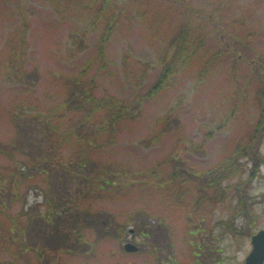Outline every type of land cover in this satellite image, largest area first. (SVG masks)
<instances>
[{
  "label": "trees",
  "instance_id": "16d2710c",
  "mask_svg": "<svg viewBox=\"0 0 264 264\" xmlns=\"http://www.w3.org/2000/svg\"><path fill=\"white\" fill-rule=\"evenodd\" d=\"M12 1L0 0L3 4ZM27 1L17 2L21 18L4 43L0 58L3 79L16 91L15 98L2 111L3 116L10 119L16 136L7 141L0 139V155L12 161L6 173L3 172L4 176L0 177V215H4L0 224V253L3 254L0 255V264H19L20 258L26 256L33 257L36 264H63L65 259L69 261L74 255L86 258L94 252L95 244L104 238L121 243L128 223L136 226V234L141 237L137 244L139 252L127 253L121 244L120 252L128 255L148 253L150 264H171L172 249L166 257L160 254L173 245V231L168 228L170 219L167 215L156 216L149 210L148 217H145L143 213L147 210L143 208L140 214L126 222L120 223L118 219L107 222L104 217L102 219L107 223L102 221L99 224L95 221L98 220L96 215L90 214L95 202L93 195L118 186L127 193H148L153 189V196L148 193L152 199L158 200L160 196L158 204L170 206L188 225L190 221L197 222L193 216L192 219L190 217L194 215L192 210L198 208L195 204L189 208L190 212L182 214L187 207L186 198L192 192L201 193L209 200L206 195L208 188L217 187L219 177L228 181L247 167L251 177L258 172L264 163L261 150L264 141V56L254 58L250 55L253 51L252 33L240 27L230 31V27H237L235 24L242 19L235 14L229 15L232 0H216L211 12L197 9L191 4L192 0H42L53 14L51 22L64 21L68 25L66 54L76 56L87 53L90 49L87 41L91 36L97 37L87 68L71 76L61 74L64 95L60 102L52 105L35 92L38 78H35V73L29 74L30 81L27 78L31 49L28 41L30 20L24 14ZM136 25L152 33L151 46L155 50L154 56L158 55L157 66L138 59L127 45L121 50V77L137 89L150 79L151 73L158 74L156 81L151 82L147 92L137 90L131 100L111 93L98 94L95 89L97 77L113 64L109 58L112 39L117 34L128 39L131 27ZM225 61L229 83L235 87L229 114H225L205 134L208 137L216 129L225 128L226 122H231L239 107L245 104L251 109L253 122L249 125L248 137L238 141L231 153L204 172V179L194 177L200 175L194 166L177 155L160 162L170 169L168 176L163 177L152 171L147 173L150 177L144 174L138 178V172L133 175L123 171L119 165L103 162L100 154L114 151L126 127L138 122L147 101L160 95L186 67L194 69L193 75L200 82L215 74ZM131 65L133 70L129 71ZM158 67L160 70L157 73ZM237 68H240L239 71L244 68L241 82L235 79ZM128 73H133L132 80ZM249 93L251 95L247 97ZM173 108L162 116L165 121ZM33 128L40 129L41 139L48 145V151L41 149L38 157L32 144L22 150L16 144L21 129ZM165 131L163 127L141 138L139 144L132 142L129 147L136 151L141 144L142 148H149L161 141ZM205 139L199 142L188 139L185 151L190 153L203 148ZM18 153L22 158L17 157ZM221 170L227 171L226 177L212 172L220 173ZM56 172L59 177H64L65 187L61 189L56 188V180L55 183L53 179L49 182ZM34 177H41L40 182L26 183ZM78 180H81L80 183ZM205 183L208 185L204 186ZM20 185L41 188L46 200L43 208L34 213L35 207L23 205L20 212L8 211L22 199L18 191ZM52 185L55 189H51ZM51 193L54 197H50ZM242 193L245 195V192ZM239 200L238 207L245 210L242 196ZM89 229H95L104 238L95 233L90 240L87 236ZM199 249H195L196 256Z\"/></svg>",
  "mask_w": 264,
  "mask_h": 264
},
{
  "label": "rangeland",
  "instance_id": "374dc122",
  "mask_svg": "<svg viewBox=\"0 0 264 264\" xmlns=\"http://www.w3.org/2000/svg\"><path fill=\"white\" fill-rule=\"evenodd\" d=\"M18 1L13 0L8 4L0 2V58L3 56L4 43L17 27L18 20L21 18ZM215 2L216 0H192L191 4L193 3L197 9L204 8L206 11L211 12L214 9ZM229 9L232 11L229 15L235 14L236 17L240 16L239 18H242L240 22L235 24L237 27H230V31H234L239 27L249 30L252 33L251 45L253 49L250 55L254 58L263 57L264 0H232ZM24 12L30 20L28 41L31 44V49L26 69L28 72L27 78L30 81L29 74L35 73V78L38 77L36 78L35 92L39 98H45L49 104L54 105L62 100L65 91L61 74L71 76L87 68L97 37L96 35L91 36L87 41L90 45L87 53L82 52L76 56L68 55L65 49V41L68 39L67 35L69 34L67 23L64 21L63 23L51 22L53 14L50 7L44 5L42 0H28ZM212 17L213 19L216 18V16ZM240 23L243 25H240ZM131 29L128 39L125 37L124 39L120 34L112 39L109 58L112 59L113 64L111 63L97 77L95 89L98 94L111 93L131 100L137 90L147 92L152 84L151 82L156 81L158 74L151 73L150 79L137 89L134 85L124 82L121 77L119 69L121 50L127 45L132 54L136 55L138 59L152 62L155 67L158 62V55L154 56L155 50L151 46L153 42L152 33L143 27H139V25L131 27ZM226 63L227 61L222 63L216 73L212 74L209 79L200 82H197L193 75L194 69L186 67L160 95L147 101L142 113L139 114L138 122L136 125L126 127L118 138V144L114 147V151L100 154L103 162L119 165L126 173L129 172L134 175L138 172V175H136L138 178L144 174L148 178L151 175H147V173L152 171L163 177L168 176L170 169L165 164H160V162L172 155H177L180 159L186 158L185 160L194 166L195 171L197 170L196 172L200 174L194 177L204 179V172L231 153L238 141L246 138V136L248 137L249 125L253 122L251 109L248 104H245L239 107L235 113L236 117L231 122H226L225 128L216 129L213 135L208 137L205 134L207 130L214 128L225 114H229L232 102L231 95L235 87L232 83H229L228 75L225 72ZM132 68L131 65L128 68L129 71H132ZM159 68H156L157 73L160 70ZM34 69L36 71H32ZM239 70L240 68H237L235 71V79L241 82L244 68H241V71ZM2 73L3 71L0 69V115L2 116L0 117V139L7 141L16 134L13 131L14 128L10 119L3 116L2 111L11 102L10 100L15 98L16 91L9 83L4 81ZM128 74L132 80L133 73ZM250 95L251 93L247 97ZM172 107H174L173 112L170 114L169 119L165 121L162 116L167 114ZM159 117L161 118L159 119ZM163 127L166 128V131L160 142L149 148H142L141 144L137 151L129 147L132 142L139 144L138 141L141 138H146ZM21 130L19 141L16 142L18 149H27L32 144L37 157L41 149H44L45 152L48 151L47 142L41 139L40 129ZM203 138H206V144L203 148L190 153L185 151V142L188 139L199 142ZM261 150L264 157V141ZM21 156L18 153L17 157L22 158ZM187 156L190 157L187 158ZM11 165L12 161L7 156L0 155V177L4 176L3 172L6 173V168ZM248 169L249 167L242 173L238 172L237 175L230 177L228 181L219 177L220 184L217 187L208 188L206 195L209 200L201 196V193L192 192L186 198L187 207L183 209L182 214H187L184 213L186 211L190 212L189 208L195 204L198 208L192 210L194 215L191 214L190 217L192 219L193 216L197 222L190 221L188 225L187 222L184 223L185 220L179 213L171 210L170 206L164 207L158 204L160 196L158 200L152 199L153 189L148 192L152 196L148 193L135 191L128 192L130 194L128 195L127 190L121 191L119 186H111V188H115L93 195L95 202L92 204L91 209L93 211L90 214L91 216L96 215L98 220L95 219V221L99 224L102 221L107 223L112 219L116 221L118 219L120 223L126 222L140 214L139 211L143 208L147 210L146 213H143L145 217H148L149 210L156 216L165 214L170 219H168V228L173 231L171 238L173 245L172 248L169 247L160 254L162 257H166V254L171 253L172 249L173 260L171 264H197V261L198 264H243L252 248L251 236L257 230L264 228V163L252 177L248 173ZM212 172L223 178L227 175L226 170H221L220 173L217 171ZM40 178L34 177L26 183L36 184L37 181L40 182ZM51 179L54 183L56 180V188L65 187L64 177H59L57 172L53 174L49 182H51ZM80 181L78 180L79 183ZM207 185L208 183L204 184V186ZM20 186L18 191L20 192L19 197H22V199L20 202H15L8 211L11 213L20 212L23 205L35 207L34 213L43 208L46 200L41 188L32 189V187ZM246 186L247 188H245ZM51 189H55V186L52 185ZM3 192L6 191L3 190ZM242 192H245V195ZM50 195V197H54L52 193ZM240 196L246 203L245 210H240L238 207ZM199 198L202 201L198 202ZM155 201H157V204ZM151 203L155 205H151ZM244 213H247V215H244ZM3 216L0 215V224ZM104 217L107 218V222L102 219ZM154 226L155 228L158 227L156 224ZM126 230L127 232L122 242L120 241L121 243L104 238L95 229L87 230V236L90 240L94 238L95 233L104 239L100 241L101 243L95 244L94 252L86 258L74 255L69 261L65 259L62 263L150 264L151 257L148 253L128 255L120 252V244L124 248L123 246L127 242L138 244V240H141V237L136 234V226L133 223H128ZM197 247L200 248L197 251L198 256L195 255ZM0 255L3 254L0 253ZM19 264H36V262L33 257L26 256L20 258Z\"/></svg>",
  "mask_w": 264,
  "mask_h": 264
},
{
  "label": "water",
  "instance_id": "95a60500",
  "mask_svg": "<svg viewBox=\"0 0 264 264\" xmlns=\"http://www.w3.org/2000/svg\"><path fill=\"white\" fill-rule=\"evenodd\" d=\"M252 248L243 264H264V228L257 230L251 236ZM124 248L128 252H135L139 248L132 242H127Z\"/></svg>",
  "mask_w": 264,
  "mask_h": 264
}]
</instances>
